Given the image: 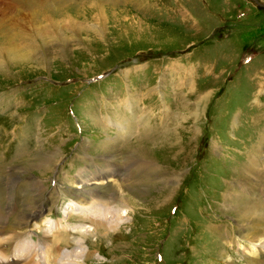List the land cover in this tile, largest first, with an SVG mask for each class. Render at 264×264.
Returning <instances> with one entry per match:
<instances>
[{"label":"rangeland","instance_id":"rangeland-1","mask_svg":"<svg viewBox=\"0 0 264 264\" xmlns=\"http://www.w3.org/2000/svg\"><path fill=\"white\" fill-rule=\"evenodd\" d=\"M141 144L151 163L127 159ZM90 189L125 220L84 235L71 213L51 257L80 241L84 264L264 262V0H0V243L36 244Z\"/></svg>","mask_w":264,"mask_h":264},{"label":"bare ground","instance_id":"bare-ground-1","mask_svg":"<svg viewBox=\"0 0 264 264\" xmlns=\"http://www.w3.org/2000/svg\"><path fill=\"white\" fill-rule=\"evenodd\" d=\"M3 46H4V48H7L11 45L8 43V46H6L5 44ZM180 81H181L179 84L180 87H182L184 84H187L183 80H180ZM202 99L203 98H201V100ZM197 110H198V108H197ZM182 113H184V112H182ZM194 116L196 117L197 113L194 114ZM177 118L182 119L181 114L179 112L176 113L175 119H177ZM116 125L122 126L123 124H122V122L118 123V124L116 122ZM119 129L123 130L124 128L119 127ZM141 147H142V144L139 146H135V145L132 146L133 150L130 149V152H132V154L131 155L128 154L129 157H127V159L130 160V159H132V157L136 156L135 159L136 158H141V159L146 158L148 160V162L146 161V163L147 164L151 163V161L148 159V158L151 159L150 154L148 153V151L145 148H141ZM135 148L137 149L136 151H134ZM254 154H256V153H254ZM127 162L129 163V161H127ZM130 162H131V164L129 163L128 165H132V160ZM250 162H251V164L257 162V158L255 155H253L251 157ZM42 163H45L43 165L44 167H48L49 166L48 157H46V159L44 158L42 160V162H40L38 165H34L35 163H33L31 165L41 166ZM117 169H119V168L112 169L110 172L108 171V173L106 170H101L100 175H99L100 178L102 177L101 173L102 174L104 173V175H103L104 179H101V180L107 181L112 175H114V173L117 171ZM249 172H250V170L248 169V173ZM100 178H98V180H100ZM172 178H175V177H172ZM89 180L90 179H88V181ZM136 180L137 179H135V181ZM168 180H169V178H168ZM79 183H81V182H79ZM84 183H85L84 187H86L88 185L87 181H84ZM168 183H170V181H168ZM95 190L96 189H90L87 192V193H91V195L88 197L91 200V203H84V201H81V200H74L73 203L71 202V204H69L70 206L68 208H66L65 212L63 213V219L64 220L67 219V220H65V222H67L69 220V218H72L71 213H74L79 221H81L82 223H86V224L88 223L89 228L84 227L82 230V233L84 235H88L93 231L95 233H96V231L99 232L98 230L101 228L103 229L102 230L103 234L108 235V233L110 231L116 229V226L119 222L118 219L122 220V221L125 220L124 219V217H126V211H125L126 209L125 208L128 205H124L125 207H123V208L115 207L112 204L113 200L115 198L112 199L111 197H109V198H107V200L103 199L105 196L102 192H100V193L98 192L99 196L96 197L97 199H93V198H95V192H94ZM101 193L103 194V198H102ZM121 195H123V194H121ZM79 196L82 197L81 195H79ZM120 202L122 203L123 200ZM39 213H40V211H31L29 214H27L23 217L22 223H18V224L15 223L17 225L16 227H18V229H19L20 228L19 226H21L23 224L24 225L28 224L29 221L31 219L35 218ZM252 215L260 221L263 218L262 216H257L254 214H252ZM1 217H2V213L0 211V219H1ZM64 220H57V222H55V220L48 221V220H46V218L45 219L42 218L40 220L39 226L35 227V228L42 227V230H43L42 239L38 240L37 243L34 245L31 243L25 242L22 239L23 234L26 232H29L31 230H29V231L26 230L24 232L14 230V231L9 232L11 237H9V235H7V234L5 237L10 238V241L8 240L9 242L4 241V242L0 243L1 244L0 245V257L3 260H5L6 264H31V260L38 258V256H42L41 258H39L40 260L42 258H44L45 256H47V260H45L46 264L47 263L48 264H84L83 261L86 257V254L83 251L82 243L80 241H76L75 249L68 250L67 252H63L61 250H58L56 252V254L53 255V257H51L50 252L49 253L47 252V251H49L48 248L52 249V241L54 238H56L54 236H58L60 234V230H64V231L68 230L69 231V229H67V227L61 223V222H64ZM9 226L11 227V225H9ZM45 227H47V229H45ZM9 231H10V229H9ZM5 237H3V238H5ZM0 241H1V239H0ZM5 251L7 252V254L5 253ZM81 258H82V260L80 261ZM37 262L38 261H35V263H37ZM37 264H39V263H37ZM40 264H41V261H40ZM260 264H264V262H260Z\"/></svg>","mask_w":264,"mask_h":264}]
</instances>
